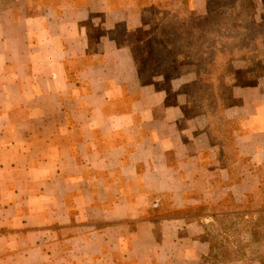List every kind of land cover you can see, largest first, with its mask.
<instances>
[{
	"label": "crops",
	"instance_id": "0c3cea01",
	"mask_svg": "<svg viewBox=\"0 0 264 264\" xmlns=\"http://www.w3.org/2000/svg\"><path fill=\"white\" fill-rule=\"evenodd\" d=\"M140 10L0 0V264H208L230 234L263 249L245 226L264 231V59L215 128L185 115L194 73H139Z\"/></svg>",
	"mask_w": 264,
	"mask_h": 264
},
{
	"label": "trees",
	"instance_id": "16d2710c",
	"mask_svg": "<svg viewBox=\"0 0 264 264\" xmlns=\"http://www.w3.org/2000/svg\"><path fill=\"white\" fill-rule=\"evenodd\" d=\"M59 1L76 5L86 2ZM135 2L138 7H142V27L133 33L131 41L148 40L150 45L145 53L134 56L139 73L144 78L160 74L167 80L174 79L184 73L178 54L190 55L193 58L191 68L195 74L193 83L203 86L207 94V97H199L203 104H209L214 98V95L209 94V89H214L215 95L223 94L225 87L222 74L236 60L250 57L253 62H258L264 58V0L260 7L255 0H206L205 11L201 14L193 11L190 0L158 1L154 11L157 8L165 9L162 21L167 40L157 34L146 33V29L151 26L146 12L154 9L151 6L153 1ZM169 17L171 20L166 19ZM147 24L150 26L145 29ZM181 26L190 29L188 36L178 31ZM188 84L182 85L178 91L182 92ZM217 105L222 110L227 106L223 99H219Z\"/></svg>",
	"mask_w": 264,
	"mask_h": 264
},
{
	"label": "rangeland",
	"instance_id": "374dc122",
	"mask_svg": "<svg viewBox=\"0 0 264 264\" xmlns=\"http://www.w3.org/2000/svg\"><path fill=\"white\" fill-rule=\"evenodd\" d=\"M113 1H114V4L116 5H119L120 3L122 4L124 2L136 3L135 0H113ZM153 2L154 3H152V8L154 9L153 10L151 9L150 12L149 11L146 12L147 17H149L148 22L151 24V26L149 25L150 28L146 29L148 31V32L146 31V33L148 34L154 33L166 39V35L164 31L165 30L164 22L162 21V19L165 16L163 15V11H160V12L154 11L155 1L153 0ZM255 2H256V5L260 7L263 0H255ZM259 7H258V11H259ZM170 17L166 19L171 20ZM178 31L183 33L184 36H188L190 33V29H188L186 26L179 27ZM148 43H149L148 40L144 42L146 50L150 46ZM135 54L138 55L139 57L141 52L136 49ZM177 57H178V60L181 61V64L184 67L185 72L192 73L193 75V70L191 68V65H192L191 63L193 61L192 56L184 55V54L182 55L179 53ZM241 61L246 62L248 64V67L241 69V67H239V64H241ZM260 61L253 62L250 57L236 60L233 63L232 67L227 68L222 74L223 83L225 87L223 94L215 95L214 93L215 90L213 89L212 91L209 89V94L211 96L214 95L213 96L214 98H212L209 104L204 103L205 104L204 105L201 101H199V97H201L202 95H204V97H207L204 87L200 85L198 86L197 84L193 83L194 81L190 82L186 87L182 89V92H180L182 96V100L185 101L184 103L185 115L190 117L191 115L204 113L208 115L211 121L215 122L214 123L215 128H217V126H220L222 124L221 122L222 121V117H221L222 108H220L219 105L217 104H218L219 99L220 100L223 99L224 103H226L227 105L230 103L229 102L230 101L229 91L231 92V90L228 86L229 81L230 80L233 81L234 79H236L234 80L236 83L246 82L249 79H247L245 72L249 71V69H253ZM215 102H217V104L214 106ZM261 224H263L262 220L256 221L255 224L250 223V222L246 224L245 227L247 229L252 228L250 232H247L245 235L248 243L251 241L254 242V240H258L262 242L264 241V231H260V228H259ZM230 227H233V226L231 225ZM230 230L233 231V228H231ZM236 242H237L236 236L232 234H230V237L227 235L225 237L222 235L217 236L216 247L218 248V250L212 249L210 251V253L207 256V259L209 260L208 264H264V247L263 249L262 248L260 249L259 246L255 247L254 245H251L250 248L248 247L247 250L242 251L238 247H236V244H235ZM223 247L225 250H223Z\"/></svg>",
	"mask_w": 264,
	"mask_h": 264
}]
</instances>
